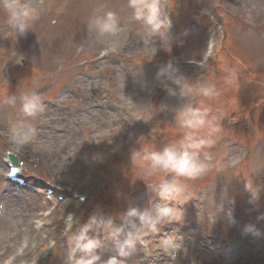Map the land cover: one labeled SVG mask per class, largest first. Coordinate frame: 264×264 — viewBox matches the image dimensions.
I'll return each instance as SVG.
<instances>
[{"label": "rangeland", "instance_id": "1", "mask_svg": "<svg viewBox=\"0 0 264 264\" xmlns=\"http://www.w3.org/2000/svg\"><path fill=\"white\" fill-rule=\"evenodd\" d=\"M24 2L38 18L22 35L0 3V264H63L68 213L80 223L112 218L124 227L122 241L139 228L137 218V228L121 219L129 207L165 203L181 220L141 235L125 257L107 232L90 230L105 244L98 264L112 256L124 264H264V0H161L170 27L159 35L133 18L128 0ZM107 11L119 21L116 51L89 29ZM169 62L177 82L157 76ZM34 94L42 108L27 116L21 97ZM184 105L207 110L218 131L198 155L204 171L179 178L190 194L179 204L148 189L160 174L132 165L131 153L192 131L176 120ZM193 134L208 137V126ZM7 152L25 179L13 197Z\"/></svg>", "mask_w": 264, "mask_h": 264}, {"label": "clouds", "instance_id": "2", "mask_svg": "<svg viewBox=\"0 0 264 264\" xmlns=\"http://www.w3.org/2000/svg\"><path fill=\"white\" fill-rule=\"evenodd\" d=\"M7 13L8 23L16 28L19 34H24L30 22L38 18V10L24 0H0ZM128 6L133 10V18L139 22L149 34L159 35L161 30L170 27L168 15L162 10L161 0H128ZM89 29L93 31L97 38H104L103 47L116 51L120 48V41L117 38L120 31L119 21L112 11L104 12L102 15H95L89 21ZM158 77L177 82L179 70L171 63L162 66ZM203 94L209 96L212 89L204 88ZM15 103V100L7 101ZM42 108L38 95H24L21 97V110L27 116H33L38 109ZM176 120L182 129L192 131L184 133L180 139L151 151H133L131 153L132 165L145 169L148 174L159 173L160 178L155 184H147L150 191L154 192L162 201H175L184 204L190 194H186V186L179 178H197L204 171V164L198 160V155L202 149L211 146L214 141L210 138L218 128L212 126L213 120L208 119V111L201 112L191 105H184L176 111ZM208 126V137L194 135L197 129ZM24 141H20L22 144ZM171 175L172 179L167 177ZM182 211L168 204L156 205L153 209H139L129 207L121 215L125 225L131 224L137 228L133 218L139 220V228L136 232L128 231L121 241L120 236L124 232L123 226H116L112 218L104 219L102 216L93 214L84 223L73 214L68 213L64 218L65 228L63 235L67 238V253L63 264H98L101 257L99 251L105 247L103 241L89 235L90 230H104L107 232L115 244L119 257L129 255L128 249L133 248L135 241L141 235L148 232L159 231L158 225H163L173 221H180ZM78 225V231L72 232L73 224ZM164 243H170L166 240ZM173 247H178L174 245ZM79 253L80 255H77ZM104 264H124L123 260L117 256L110 257Z\"/></svg>", "mask_w": 264, "mask_h": 264}, {"label": "bare ground", "instance_id": "3", "mask_svg": "<svg viewBox=\"0 0 264 264\" xmlns=\"http://www.w3.org/2000/svg\"><path fill=\"white\" fill-rule=\"evenodd\" d=\"M8 174V173H7ZM12 185V186H11ZM11 189H12V191H11ZM8 192H9V195H10V197H13V196H15L17 193H19L20 192V190H19V187H17L16 186V184L14 185V184H10L9 185V188H8ZM22 258H24V257H22ZM10 262H7V264H9ZM22 264H25V263H22Z\"/></svg>", "mask_w": 264, "mask_h": 264}]
</instances>
